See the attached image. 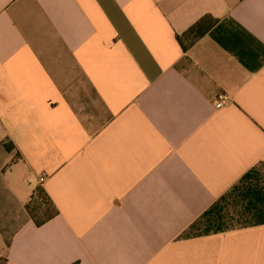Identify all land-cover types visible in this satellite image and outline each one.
<instances>
[{
	"label": "crops",
	"instance_id": "obj_1",
	"mask_svg": "<svg viewBox=\"0 0 264 264\" xmlns=\"http://www.w3.org/2000/svg\"><path fill=\"white\" fill-rule=\"evenodd\" d=\"M0 264H264V0H0Z\"/></svg>",
	"mask_w": 264,
	"mask_h": 264
},
{
	"label": "trees",
	"instance_id": "obj_2",
	"mask_svg": "<svg viewBox=\"0 0 264 264\" xmlns=\"http://www.w3.org/2000/svg\"><path fill=\"white\" fill-rule=\"evenodd\" d=\"M216 20L205 17L185 34L178 36V41L184 51L189 50L216 24ZM26 210L37 227H41L58 215V210L49 198L46 190L39 185L32 193Z\"/></svg>",
	"mask_w": 264,
	"mask_h": 264
},
{
	"label": "built area",
	"instance_id": "obj_3",
	"mask_svg": "<svg viewBox=\"0 0 264 264\" xmlns=\"http://www.w3.org/2000/svg\"><path fill=\"white\" fill-rule=\"evenodd\" d=\"M231 99L226 94H220L217 96L215 101V109L216 110H223L226 109L230 105ZM44 178L40 179V183L44 182Z\"/></svg>",
	"mask_w": 264,
	"mask_h": 264
}]
</instances>
